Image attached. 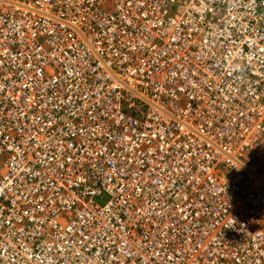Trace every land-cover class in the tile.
<instances>
[{"label":"built area","instance_id":"built-area-1","mask_svg":"<svg viewBox=\"0 0 264 264\" xmlns=\"http://www.w3.org/2000/svg\"><path fill=\"white\" fill-rule=\"evenodd\" d=\"M0 264H264V0H0Z\"/></svg>","mask_w":264,"mask_h":264}]
</instances>
